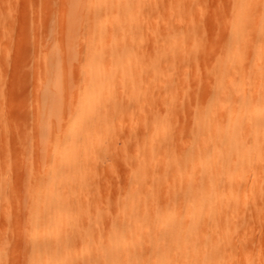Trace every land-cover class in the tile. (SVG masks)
<instances>
[{"label":"bare ground","instance_id":"bare-ground-1","mask_svg":"<svg viewBox=\"0 0 264 264\" xmlns=\"http://www.w3.org/2000/svg\"><path fill=\"white\" fill-rule=\"evenodd\" d=\"M43 1L33 28L44 37L23 64L35 71L36 118L13 141L17 190L3 139L0 151V209L11 204L4 219L25 233L24 264H264L236 243L249 197L264 196V0H222L212 19L204 0ZM188 65L195 81L167 75ZM108 156L131 172L103 195Z\"/></svg>","mask_w":264,"mask_h":264},{"label":"rangeland","instance_id":"rangeland-1","mask_svg":"<svg viewBox=\"0 0 264 264\" xmlns=\"http://www.w3.org/2000/svg\"><path fill=\"white\" fill-rule=\"evenodd\" d=\"M193 1L201 2L202 0ZM220 1L222 0H204V6L203 4L201 5V3L199 4L202 6V9H204L203 12H205L206 16L209 19H212L216 16L220 8H223L224 6L222 5L224 3L222 2L221 4ZM43 4V0H0V57L4 55L2 59H0V66L2 65V63L3 66L6 65L5 69L2 66L4 75L6 77L5 84H3L5 86H2L0 88V118L3 117L2 123L0 125V132H2V134L0 133V137H2L0 138V151L3 154V150H1V139H3L10 144L8 145L9 154H7V156H5L3 160L8 164V168L5 170H9L11 173L12 180L9 185H12V188L15 187V189L20 188L19 186L21 185L22 177L20 178V169L17 165V163L19 162V153H17V151L13 148V141L15 137H18L19 141H23V138L25 136L22 130V126L27 122L31 125L34 124L36 118V99L34 97L35 92H33L32 87L35 77V71H32V74H27V71L24 70L26 64H23L25 59L27 60V58H29L30 56L31 58L35 57L37 46L40 41L43 40V34H36L35 29L33 28L35 25V21L33 19L35 8L38 7V11L41 12L40 9H44ZM171 7L172 5L169 4L168 9H170L172 13H175L176 9L174 10V7ZM222 11L224 10L222 9ZM219 13H221L222 15V12ZM181 21H183V19ZM184 22L185 21H183V23ZM162 23L165 26V24H168V21H166V23L163 21ZM40 25L42 26V24ZM165 29L169 34H172L173 31L169 25H167ZM6 55L9 58V62L8 59H6ZM3 58H5V61L1 62V60H4ZM186 58H188V56ZM28 63L31 65V68H35L34 59L28 60ZM21 65L22 67H24L20 68ZM2 69L0 68V72L2 71ZM21 69H23L22 72L26 73H22ZM197 70V67L188 65L184 67L176 66L172 68L171 71L166 72L169 76L174 75L177 84L181 85L182 77L184 75L188 79H192L193 81H195ZM20 73H22V77L25 76V78L23 77L24 79H21ZM152 73L154 74L155 72ZM29 76L30 81L28 80ZM80 76V71L74 72V80L76 83L79 82ZM19 82L22 83V86H20L21 84H19ZM18 85L20 87L16 88V86ZM23 85H25L26 88L23 87ZM28 86L30 87L28 88ZM197 86V83L193 82L192 87L196 88ZM30 88L32 92L30 91ZM28 92L29 94L27 95ZM161 93L162 92L158 90L153 91V93H151V98L153 99V102L154 100L157 101L156 99H159L161 97ZM24 94L27 95L26 99L25 97H22L24 96ZM163 98H166L165 100H167L168 102L169 97L167 98L164 96ZM137 115H139L138 112H136L135 114V119L138 117ZM183 115L186 116L185 114ZM171 117H173L174 120L178 122V125H188V117H179L177 116V114H171ZM124 118L127 119H124V122H122L121 120V122L123 123L121 124L125 132L129 134L131 132V129L135 128L133 125H131V120L134 118H132V115H128V117L125 116ZM5 121L9 123L8 127L10 130L8 132H3ZM130 140L131 139L127 140L128 152L131 155H136L139 153L140 144L135 141L132 142ZM124 141L125 140L119 141L118 139H115L114 144L120 145L119 148H121L123 146L122 143ZM180 141L185 148L190 147L192 144L191 134L187 133V131H184L180 135ZM121 162L122 161L113 156H108L99 164L97 177L101 182L103 195L108 194V187L116 189L120 188L122 182L126 181V176H128V173L131 172V169L126 167L123 163L121 164ZM17 170L19 176L16 174ZM2 171H4V169L0 167V178ZM105 205L107 209L110 208L109 203H106ZM1 207L2 209H0V253L6 255V258L3 261L0 260V264H24L23 255L21 251L23 247L22 241L26 239L25 233L24 231L21 232L20 225H17L15 222H13L15 225L11 224L12 222H9L10 225H8L9 223L7 224V220L4 219L10 218L12 220L13 218H15V215L11 209V204L7 203ZM263 239L264 196L254 192L253 195H251L248 199V205L245 211V224L243 226H239L238 228L236 243L239 249L246 251L250 255L260 254L264 256Z\"/></svg>","mask_w":264,"mask_h":264}]
</instances>
